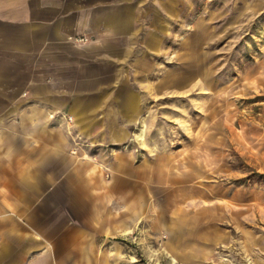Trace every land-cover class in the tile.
I'll list each match as a JSON object with an SVG mask.
<instances>
[{
	"label": "crops",
	"instance_id": "0c3cea01",
	"mask_svg": "<svg viewBox=\"0 0 264 264\" xmlns=\"http://www.w3.org/2000/svg\"><path fill=\"white\" fill-rule=\"evenodd\" d=\"M247 1L264 17V0ZM200 3L0 0V264H122L145 232L182 261L199 233L234 223L235 203L203 184L238 118L215 96L186 122L189 95L216 87ZM164 98L189 104L173 119L195 142L162 145Z\"/></svg>",
	"mask_w": 264,
	"mask_h": 264
},
{
	"label": "rangeland",
	"instance_id": "374dc122",
	"mask_svg": "<svg viewBox=\"0 0 264 264\" xmlns=\"http://www.w3.org/2000/svg\"><path fill=\"white\" fill-rule=\"evenodd\" d=\"M193 1L199 9L200 0ZM208 2L214 15L210 24L214 33L205 49L213 54L209 73L216 87L208 94L189 95L188 100L194 101L192 108L184 99H176V103L174 99L160 100L156 103L160 120L155 129H160L161 143L167 149L181 148L190 140L195 142V137L186 140L185 126L173 119H178L174 109L191 108L186 122L199 126L207 103L215 96L226 99L227 112L234 113L238 121L232 122L228 115L231 122L226 123L224 159L218 168H208L212 181L203 186L213 200L235 203V221L232 224V219L225 218L215 231L199 233L203 234L201 240L191 242L194 255L182 261L166 252L162 244L165 237L153 238L145 232L138 241L127 242L122 264H264V17L243 13L247 0H224L225 18L216 19V5L222 2ZM238 125L246 137L236 132Z\"/></svg>",
	"mask_w": 264,
	"mask_h": 264
},
{
	"label": "built area",
	"instance_id": "2783aa9c",
	"mask_svg": "<svg viewBox=\"0 0 264 264\" xmlns=\"http://www.w3.org/2000/svg\"><path fill=\"white\" fill-rule=\"evenodd\" d=\"M75 41H76V42H80V43L85 42V40H84L83 38H77V39H75Z\"/></svg>",
	"mask_w": 264,
	"mask_h": 264
},
{
	"label": "bare ground",
	"instance_id": "6f19581e",
	"mask_svg": "<svg viewBox=\"0 0 264 264\" xmlns=\"http://www.w3.org/2000/svg\"><path fill=\"white\" fill-rule=\"evenodd\" d=\"M141 133H142V131H141ZM139 138H141V135L139 136Z\"/></svg>",
	"mask_w": 264,
	"mask_h": 264
}]
</instances>
